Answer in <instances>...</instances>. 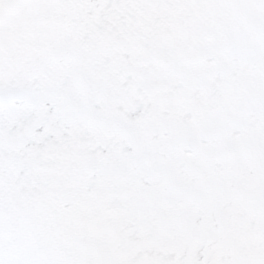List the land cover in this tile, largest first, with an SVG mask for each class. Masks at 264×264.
<instances>
[{
    "label": "rangeland",
    "instance_id": "obj_1",
    "mask_svg": "<svg viewBox=\"0 0 264 264\" xmlns=\"http://www.w3.org/2000/svg\"><path fill=\"white\" fill-rule=\"evenodd\" d=\"M0 264H264V0H0Z\"/></svg>",
    "mask_w": 264,
    "mask_h": 264
}]
</instances>
